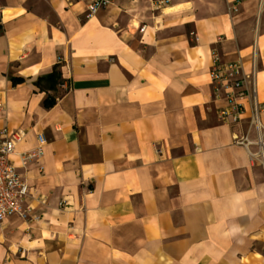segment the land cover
I'll return each instance as SVG.
<instances>
[{
  "label": "crops",
  "instance_id": "0c3cea01",
  "mask_svg": "<svg viewBox=\"0 0 264 264\" xmlns=\"http://www.w3.org/2000/svg\"><path fill=\"white\" fill-rule=\"evenodd\" d=\"M89 2L0 0V132L44 139L0 264H264V167L210 76L239 61L264 129V0Z\"/></svg>",
  "mask_w": 264,
  "mask_h": 264
},
{
  "label": "built area",
  "instance_id": "2783aa9c",
  "mask_svg": "<svg viewBox=\"0 0 264 264\" xmlns=\"http://www.w3.org/2000/svg\"><path fill=\"white\" fill-rule=\"evenodd\" d=\"M110 2L111 0H90L86 8V16H91L96 10L105 7ZM1 13L0 5V17ZM214 62L210 71L211 82L218 88H225L229 101L227 108L219 110V116L222 120H229L233 123H238L247 117L248 131L239 137L236 136L234 140L238 144L255 146L250 156L257 158L264 167V129L260 122L261 109L256 98L251 96L245 87L241 64L239 61L221 63L217 55L214 56ZM246 113L248 114L245 115ZM250 128H253L255 133L253 139L249 137ZM0 135H2L0 136V221L13 214L24 218L27 215L24 202L29 187L19 170L41 158L44 139L38 135L39 144L35 148L16 152V144L21 141L22 134L13 131L6 135L5 130H2Z\"/></svg>",
  "mask_w": 264,
  "mask_h": 264
},
{
  "label": "trees",
  "instance_id": "16d2710c",
  "mask_svg": "<svg viewBox=\"0 0 264 264\" xmlns=\"http://www.w3.org/2000/svg\"><path fill=\"white\" fill-rule=\"evenodd\" d=\"M25 78L20 76H12L11 81L13 84L24 81ZM61 81L60 71L58 68V64H54L50 72L46 74L39 75L35 78L33 83L38 87L41 91H54L56 89L57 84ZM55 98L51 94H47L44 99V106L50 107L54 104Z\"/></svg>",
  "mask_w": 264,
  "mask_h": 264
},
{
  "label": "rangeland",
  "instance_id": "374dc122",
  "mask_svg": "<svg viewBox=\"0 0 264 264\" xmlns=\"http://www.w3.org/2000/svg\"><path fill=\"white\" fill-rule=\"evenodd\" d=\"M254 150H255V149H254ZM254 150H253V151H254Z\"/></svg>",
  "mask_w": 264,
  "mask_h": 264
}]
</instances>
